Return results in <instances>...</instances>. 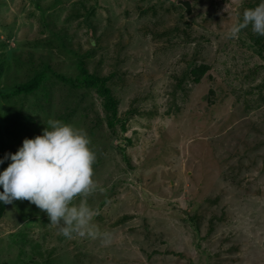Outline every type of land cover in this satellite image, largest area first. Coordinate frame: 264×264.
Returning <instances> with one entry per match:
<instances>
[{"label":"rangeland","instance_id":"1","mask_svg":"<svg viewBox=\"0 0 264 264\" xmlns=\"http://www.w3.org/2000/svg\"><path fill=\"white\" fill-rule=\"evenodd\" d=\"M36 1L0 0V60L5 55L13 64L16 52L24 61L11 73L4 71V90L33 74L27 60L75 77L74 52L91 51L82 26L75 39L68 33L66 48L56 39L53 45L44 43L51 32L43 26ZM75 1L80 0H65L56 12L60 26ZM82 1L96 4L93 19L100 23L97 33L89 34L92 45L99 38L89 64L102 60L100 72H125L119 109L133 102L138 111L126 131L118 125V134L112 135L94 91L73 88L48 73L38 92L0 97V158L18 151L25 138L41 135L49 119L86 130L97 153L94 178L105 188L87 203L98 213L93 222L111 233V242L65 238L49 224L46 212L28 200H15L0 221V264H264V90L237 99L243 92L229 93L225 74L227 69L234 74L243 62L264 65L246 47L250 41L244 34L229 37L231 26L242 20L245 3L254 9L258 4L249 2L257 0H198L200 19L207 12L214 17L207 27L193 26L208 39L203 53L213 65L208 73L213 79L186 81L185 92H174V76L187 67L183 54L194 44L163 48L160 39L142 32L135 10L152 0ZM173 1L163 0L165 7ZM176 15L164 13L163 19L174 23ZM262 80L264 68H259L256 79L244 85ZM234 84L243 86L238 80ZM211 88L218 93L214 104ZM9 164L5 160L0 170ZM196 213L199 228L191 221Z\"/></svg>","mask_w":264,"mask_h":264},{"label":"trees","instance_id":"2","mask_svg":"<svg viewBox=\"0 0 264 264\" xmlns=\"http://www.w3.org/2000/svg\"><path fill=\"white\" fill-rule=\"evenodd\" d=\"M65 0H37L36 7L42 10L41 20L43 21L44 28L50 30L51 35L43 42H47V45H53V41L55 39L59 41V45L62 47L67 46L69 43L68 33L71 32L72 39H75L77 30H79V26L85 28V33L88 35L87 43L92 46L89 53H77L74 52L77 57V69L79 73L75 77L67 76L65 74L57 73L51 65H46L42 68L34 65L32 60H27L26 63H29L31 67L34 69L33 74L28 77V79L24 81L14 82L10 90H4L1 86L0 82V97L4 99H10L13 96L18 95H29L34 94L45 87L46 80L48 76L52 74L60 81H63L66 84H69L73 88H86L88 91H94L97 96L101 99L104 116L106 119V124L111 131L112 135L118 134V125L121 131H126V126L129 119L138 111V107L133 102L130 103L129 109L120 112L119 106L121 97L118 92L119 88L124 87L126 83V73L119 71L118 69H111L110 71L100 72L99 67H102L103 61H99L100 65L97 63L89 64L88 57L95 52L94 46L99 44V38L96 39V45H92L91 38L89 34H96L97 29L100 26L99 21L93 19L96 14V4H88L82 0L75 1L73 8L69 9L67 16L62 20L61 26L59 25L56 12L62 9ZM198 0H193L192 9L195 13L197 11ZM260 0L255 1L254 3L249 2V6H253L259 4ZM247 2L245 6H247ZM243 7V11L246 7ZM245 8V9H244ZM174 11H177V15L174 17V23L167 24L164 18V13L169 14L170 16ZM46 12H49V16H44ZM135 13L139 15L140 26L142 32L145 35H151L155 39H160L164 45L163 48H167L169 45L174 46L178 45V43L182 44H194L189 52H185L183 54V60L187 63V67L181 74H177L174 76L176 83L174 86V92L177 90H186V81H192L194 83H199L202 79L208 75V78L213 79L212 75L208 74L213 65L208 63L207 58L205 57L204 43L208 41L205 34L195 30L193 27L194 24L200 23L201 26H206L208 23L214 21L213 15L207 12L205 16L201 19L200 13L191 15L190 19H185L187 13L184 12V8L175 3L168 2V7H165V2L159 0H152L148 4H138ZM210 21V22H208ZM91 27V29H90ZM242 34L246 36V39L250 41V43L246 44V47L249 49H253V51L258 54L264 60V36H259L255 34L251 26L241 31ZM78 34V33H77ZM241 40V39H240ZM242 41V40H241ZM243 42V41H242ZM247 41L243 42L245 44ZM124 43H118V46H123ZM15 53L13 52L15 63L11 64L8 62V58L4 55L0 60V78L4 71H12L14 67H19L24 61L21 57H15ZM12 56V57H13ZM6 57V59H5ZM98 62V63H99ZM92 63V62H91ZM244 67L240 68L238 71H232L229 69L225 70V74L227 75V81H229L228 86L230 87L229 93L236 94L237 90H241L243 93H237V99H241L242 96H247L253 91L263 92L264 90V80L256 85L246 86L245 81L250 79H256L258 75L259 68H264V65L255 64L253 67H247V62H243ZM46 67V68H45ZM91 67L95 68L92 69ZM246 71L247 73H245ZM246 76V79L242 80ZM243 76V77H242ZM240 77V80H239ZM240 81L242 88H238L234 83L235 81ZM228 92L225 93V96ZM218 93L214 91L213 88L209 91V99L210 104H214L216 102ZM215 98V99H214ZM264 98V96H263ZM245 104L250 105V103L246 100ZM254 104H251V107ZM93 122V120H90ZM97 127H100L97 125ZM11 163V161H10ZM3 171V170H0ZM2 190V188H0ZM8 204L0 203V221L4 216V213L7 209ZM199 214L196 213L191 217V221L196 224L199 228ZM215 216L210 218L212 221ZM205 264H212L210 262Z\"/></svg>","mask_w":264,"mask_h":264},{"label":"clouds","instance_id":"3","mask_svg":"<svg viewBox=\"0 0 264 264\" xmlns=\"http://www.w3.org/2000/svg\"><path fill=\"white\" fill-rule=\"evenodd\" d=\"M264 36V0L254 9H245L242 20L231 26L229 37L242 30ZM41 135L25 138L15 153L0 158L11 163L0 171V203L28 200L47 213L50 225L65 238L74 235L111 242V233L101 232L93 222L98 214L87 198L105 192L94 178L96 151L82 128L59 119H49ZM77 199L79 202L77 203Z\"/></svg>","mask_w":264,"mask_h":264},{"label":"water","instance_id":"4","mask_svg":"<svg viewBox=\"0 0 264 264\" xmlns=\"http://www.w3.org/2000/svg\"><path fill=\"white\" fill-rule=\"evenodd\" d=\"M174 3L177 5H180L184 8V12L187 14H191L193 9H192V0H174Z\"/></svg>","mask_w":264,"mask_h":264}]
</instances>
